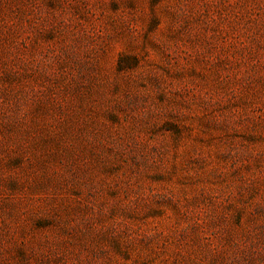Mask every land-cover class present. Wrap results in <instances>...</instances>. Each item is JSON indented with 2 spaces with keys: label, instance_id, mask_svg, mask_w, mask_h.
Masks as SVG:
<instances>
[{
  "label": "rangeland",
  "instance_id": "1",
  "mask_svg": "<svg viewBox=\"0 0 264 264\" xmlns=\"http://www.w3.org/2000/svg\"><path fill=\"white\" fill-rule=\"evenodd\" d=\"M0 264H264V0H0Z\"/></svg>",
  "mask_w": 264,
  "mask_h": 264
}]
</instances>
